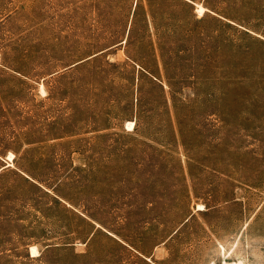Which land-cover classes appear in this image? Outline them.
Instances as JSON below:
<instances>
[{
	"label": "rangeland",
	"instance_id": "obj_1",
	"mask_svg": "<svg viewBox=\"0 0 264 264\" xmlns=\"http://www.w3.org/2000/svg\"><path fill=\"white\" fill-rule=\"evenodd\" d=\"M0 264H264V0H0Z\"/></svg>",
	"mask_w": 264,
	"mask_h": 264
},
{
	"label": "bare ground",
	"instance_id": "obj_2",
	"mask_svg": "<svg viewBox=\"0 0 264 264\" xmlns=\"http://www.w3.org/2000/svg\"><path fill=\"white\" fill-rule=\"evenodd\" d=\"M197 10H198V12H203L204 11V7L203 6H201V5H197ZM42 91L44 92V89H42ZM131 125L133 124V123H130ZM199 207L201 208L202 206L201 205H199ZM33 251L35 252L36 250H35V248H33ZM38 253V252H37Z\"/></svg>",
	"mask_w": 264,
	"mask_h": 264
}]
</instances>
